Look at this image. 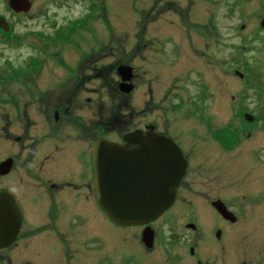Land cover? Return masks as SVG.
Returning <instances> with one entry per match:
<instances>
[{
	"label": "flooded vegetation",
	"instance_id": "af4514ba",
	"mask_svg": "<svg viewBox=\"0 0 264 264\" xmlns=\"http://www.w3.org/2000/svg\"><path fill=\"white\" fill-rule=\"evenodd\" d=\"M190 3L184 9L175 1L165 6L149 0L146 27L134 35L129 61L96 66L90 74L89 65L120 41L112 49L96 31L88 38L89 25L81 38L74 36L89 13L73 20L54 18L52 59L63 66V75L43 78L52 81V89L40 81L42 68H0V138L7 144L14 137L21 154L28 155L0 180L17 179L23 215L18 242L24 248L31 244L35 254L51 251L44 264H264V97L250 84L255 76L264 79V17L257 31L261 57L253 63L248 57L253 48L241 47V69L235 74L242 80L236 91L242 100L233 94L224 100L235 112L219 121L217 30L210 17L208 25L195 21ZM164 12L176 17L178 24L169 23L177 25L178 35L152 34L154 20ZM73 44L79 53L71 63L66 58L74 53L66 57L68 50L62 48ZM143 52L149 61L152 54L160 56V80L142 76L136 59ZM231 59L220 58L224 75L231 73ZM122 64L132 68L125 84ZM153 72L147 64L145 75ZM94 79L98 82H90ZM38 112L45 130L34 132L30 122L37 124L33 116ZM136 132L172 139L187 165L173 206L150 224L125 227L112 222L99 203L92 150L101 139L126 144ZM110 228L117 229L113 239L107 234L112 245L105 235Z\"/></svg>",
	"mask_w": 264,
	"mask_h": 264
},
{
	"label": "rangeland",
	"instance_id": "374dc122",
	"mask_svg": "<svg viewBox=\"0 0 264 264\" xmlns=\"http://www.w3.org/2000/svg\"><path fill=\"white\" fill-rule=\"evenodd\" d=\"M33 6L29 13H15L9 6L7 0H0V15L6 18L12 26H14L15 34L20 36L19 43H13L10 40H5L1 38L0 35V68L9 67V62L13 67H18L24 69L25 67H34L40 62V67L43 70L40 81L50 83L47 89H52V81L44 77L52 78L61 77L63 69L61 65L55 63L52 59V40L50 37L40 38V34L37 32L45 33L46 35L52 34V20H73L79 19L86 13L87 18L79 25L75 27L76 35L80 38L86 27L88 32V38L95 36L102 37L105 41L110 43L112 49L115 48V42L120 41L119 48L116 46L115 50L111 51L109 48H105L106 56L100 58L99 62L89 65L88 73L90 74L96 66L109 65L115 61H129V52L132 48V39L134 35H138L145 29V9H147L149 0H31ZM62 1V2H60ZM167 1L162 0V3L166 6ZM178 3V7L184 9L187 8L186 5L190 3V0H171ZM193 11L195 13L194 20L200 21L201 24L208 25L210 18L214 19V26L217 30V66H216V88L218 91V98L220 104L217 107V116L219 121H224L234 114L235 108L229 106V102L224 106V100H229L230 95H235L238 100H242L240 92L241 78L235 74V69L240 68V62L243 55V50L241 47L243 45H249L253 50L248 52V57L251 61L257 62L258 58L261 57V51H264L262 47L259 50L260 42L257 31L259 30L261 21L264 17V11L260 10L264 8V0H192ZM78 3V4H77ZM191 4V3H190ZM27 14V15H24ZM210 17V18H209ZM176 17H172L170 12H164L161 16L157 17L152 28V34L164 35L165 32H170L173 35H178L179 29L177 25H171L169 20L174 24H178L175 21ZM245 24L246 27L243 29L242 25ZM91 25H93L91 27ZM92 35L93 32H95ZM148 34L150 29L148 27ZM39 35V36H38ZM92 35V36H91ZM202 45L201 38H197ZM17 40V39H15ZM87 47H90L87 43ZM62 48L63 51L68 50L66 57L71 55L70 51L74 53V58H66L68 62H75L78 59L79 52L75 50V46L69 45ZM94 50H96V45L94 44ZM115 52V54H113ZM146 52H143L136 60L139 67V71L142 76L155 77L156 80H160L161 73L160 63L158 55L152 54V60L149 61ZM33 56V57H31ZM225 56L232 57L229 63L230 74H223L224 64H219L220 58ZM36 58V64H33V60ZM147 64H151L154 68L153 73H144ZM244 65V64H243ZM86 67V64L84 65ZM55 67V68H54ZM178 69L172 72L174 75ZM85 73V71H84ZM86 74V73H85ZM163 76V75H162ZM39 80L37 82H40ZM90 82L97 83L96 79L90 80ZM262 82V84H261ZM261 82L254 77V80L250 83L251 87L258 90L259 87L263 92L264 97V79ZM47 84V83H46ZM261 84V85H260ZM243 87V84H242ZM93 93H96L94 91ZM236 93V94H234ZM224 94V95H222ZM26 96V95H25ZM232 96V97H233ZM106 105H112L109 101L107 91H105ZM258 101V99H254ZM141 104L143 101H137ZM253 108V107H251ZM40 107H38L39 111ZM40 113L38 112L33 117L37 119V124L35 120H31V131H42L45 130L44 123L40 120ZM43 116V115H40ZM29 123V122H28ZM21 130V129H18ZM1 133V132H0ZM21 142L17 139L9 138L8 143L0 138V160L3 157L13 156L16 159L15 167L19 168L22 163L23 156L26 152L21 154ZM26 154V158H27ZM16 177V176H14ZM3 183L0 180V188L7 186V188L12 189V193L18 195L19 183L16 178L10 177ZM27 180V177H26ZM184 221L186 218L181 217ZM167 219V216L163 220ZM37 221V220H36ZM30 225V224H29ZM106 229L105 235L107 241L112 245L110 238L107 234L114 238V234L117 229L110 228ZM113 241V240H112ZM31 246V247H30ZM27 248L22 245V240L13 245L10 249L0 250V264H44L50 262L52 258V252L48 251L35 254L31 251L33 249L30 244ZM38 252L39 249H36ZM36 251V252H37ZM37 252V253H38ZM24 254L26 259L21 257ZM24 262V263H23Z\"/></svg>",
	"mask_w": 264,
	"mask_h": 264
},
{
	"label": "water",
	"instance_id": "95a60500",
	"mask_svg": "<svg viewBox=\"0 0 264 264\" xmlns=\"http://www.w3.org/2000/svg\"><path fill=\"white\" fill-rule=\"evenodd\" d=\"M17 12H28L31 0H9ZM0 26L6 28L0 18ZM124 81L131 79V68L122 65ZM129 92V89L126 88ZM119 144L101 139L93 148L95 180L100 204L110 219L120 226L145 225L158 219L175 201L176 190L186 170L179 147L169 138L137 133ZM13 159L0 164V174L8 173ZM22 213L14 195L0 192V249L16 242Z\"/></svg>",
	"mask_w": 264,
	"mask_h": 264
}]
</instances>
